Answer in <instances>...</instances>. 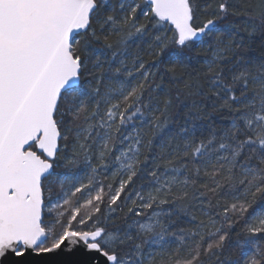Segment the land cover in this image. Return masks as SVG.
I'll list each match as a JSON object with an SVG mask.
<instances>
[{
  "label": "snow or ice",
  "instance_id": "1",
  "mask_svg": "<svg viewBox=\"0 0 264 264\" xmlns=\"http://www.w3.org/2000/svg\"><path fill=\"white\" fill-rule=\"evenodd\" d=\"M241 15L247 42L229 34L221 47L222 25ZM145 35L161 84L211 51L210 108L226 126L193 103L169 133L175 147L149 155L172 101L155 107L156 74L123 54ZM257 35L259 55L246 54ZM189 208L200 217L172 230ZM28 252L74 257L57 264H264V2L0 0V258Z\"/></svg>",
  "mask_w": 264,
  "mask_h": 264
},
{
  "label": "trees",
  "instance_id": "2",
  "mask_svg": "<svg viewBox=\"0 0 264 264\" xmlns=\"http://www.w3.org/2000/svg\"><path fill=\"white\" fill-rule=\"evenodd\" d=\"M234 4H236L237 8H244L246 6L251 5L252 8H256L258 5H260L264 0H232ZM248 17L246 16H237V17H229V22H226L222 25L223 29V39L224 44L221 45V47H224L228 44V35L232 34L235 36V40L239 41L243 39L245 42L248 40L247 32L244 31L245 25L243 23L244 20H246ZM233 23L235 24V27H233ZM115 40V38H113ZM262 39L260 35H257L254 37V43L253 47L257 49L256 52H248L246 54L249 55H259V42ZM153 37L152 35H145L143 37L139 36H133V38L128 41V44L126 46V50L123 53L129 67L132 66L133 63H139L140 61H143L145 64V70L155 73V77H150L153 80L152 88L155 89V91L150 90V94L152 96V104L155 107L160 108L161 110L164 107L165 100L171 99L172 104L168 109V124L164 128L162 132L155 135L154 138L152 137H146L153 139V152L149 153V155H152L153 153H159L161 151L160 145L164 144L165 153H168L172 150V148L175 147V142H173L172 145H168V136L169 133L176 131L180 125L184 124L185 122V115L189 114L190 108L193 105V103L200 104L204 106V112L205 113H211L210 105L215 100V97L212 95V92L210 91V85L208 83V77H207V68L204 64L205 60H208L211 58V51L209 50L207 53H202L199 56H197L194 60L190 61L187 67L183 68H177L175 72V76H173L172 73H169V77L167 79H176V84L171 83H164L161 84V81L159 79V72L157 71L156 65H159V61L155 60L154 57L149 55V52L151 51L149 45L152 43ZM235 43V42H233ZM227 61H223V64H226ZM126 77H121V79H125ZM185 82L190 83L193 85L191 89H188L185 87ZM156 85H161L159 88L156 87ZM203 93V95H197V93ZM251 95V93H249ZM148 93H146V96ZM178 97V99H177ZM158 114V113H157ZM195 114V113H192ZM213 118L215 119L217 124H220L222 126H226L228 124L227 119H223L221 116H217L215 113H211ZM229 114L227 112L224 113V116H228ZM163 119V117H161ZM149 120H151V116L148 117ZM198 127H206V121L200 120L195 121ZM220 129H217V132L219 133ZM162 170V169H161ZM103 179V178H102ZM151 180V177H146L144 179L134 178V184L137 188H139L141 185L145 189L149 187V182ZM119 181V177L112 179L107 178L104 179L105 184H113V187L117 185ZM133 186L129 185L130 190ZM123 198V197H122ZM166 209H170L173 211L175 210L174 205H164L162 206ZM128 209L127 207H123V211H117L114 213V216L117 218L115 223L117 225L123 226L125 217L127 215ZM189 215H186L185 213L181 212L178 216H174L173 219L175 220V223L172 225V230H178L179 228H188L191 227L192 224L190 223V214L194 213L197 215V217H200V212L189 208L188 209ZM146 217H137L136 219H145ZM194 223V222H193ZM182 254H184L182 252ZM159 259V258H157ZM207 264H215L214 260H208Z\"/></svg>",
  "mask_w": 264,
  "mask_h": 264
},
{
  "label": "water",
  "instance_id": "3",
  "mask_svg": "<svg viewBox=\"0 0 264 264\" xmlns=\"http://www.w3.org/2000/svg\"><path fill=\"white\" fill-rule=\"evenodd\" d=\"M72 258L74 257H68L64 252L48 256H35L31 252H28L23 257H15L12 253H8L5 257L0 258V264H57L58 261Z\"/></svg>",
  "mask_w": 264,
  "mask_h": 264
}]
</instances>
